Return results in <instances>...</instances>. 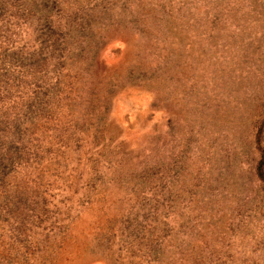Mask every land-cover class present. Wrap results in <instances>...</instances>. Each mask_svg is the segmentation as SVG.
I'll return each mask as SVG.
<instances>
[{
  "label": "rangeland",
  "instance_id": "rangeland-1",
  "mask_svg": "<svg viewBox=\"0 0 264 264\" xmlns=\"http://www.w3.org/2000/svg\"><path fill=\"white\" fill-rule=\"evenodd\" d=\"M83 1L100 65L66 56L48 114L2 111L25 135L0 264H264V0Z\"/></svg>",
  "mask_w": 264,
  "mask_h": 264
},
{
  "label": "trees",
  "instance_id": "trees-1",
  "mask_svg": "<svg viewBox=\"0 0 264 264\" xmlns=\"http://www.w3.org/2000/svg\"><path fill=\"white\" fill-rule=\"evenodd\" d=\"M124 3L118 1L121 8L126 5ZM87 6L83 0H0V112L13 109L11 105L17 103L18 97L31 94L33 101L23 104L25 114H30L31 117L39 116L42 111L44 115L48 114L46 109L53 108L52 97L61 95L64 84H67L65 68L60 65L66 56L74 60L73 64L86 61L82 65L85 69L100 65L95 62L97 49L93 46L96 36L92 29L97 19L84 13ZM13 25H26L34 30V39L21 46L22 51L10 46V43H14L11 39ZM85 32L89 35L87 42L90 47L75 44L76 38ZM48 54L56 55L55 82L49 81L55 75H48ZM74 72L77 74L78 70ZM79 76L81 78L82 75ZM91 79V82L87 81L85 84L91 87L90 101L94 98L92 94L95 95L98 91V81ZM72 85L74 82L64 88L69 91L65 96L71 100L70 106L76 105V99L72 96L76 87ZM30 87H34L33 92L28 90ZM20 88L22 90L17 91ZM18 116L20 115L15 114V118L11 120L7 114L0 113V182L4 181L5 177L2 175L8 169H14L21 162L19 140L24 137L25 130L23 124L16 121Z\"/></svg>",
  "mask_w": 264,
  "mask_h": 264
}]
</instances>
